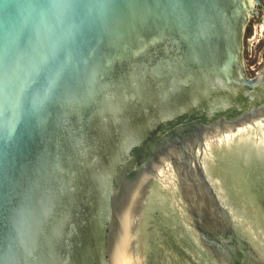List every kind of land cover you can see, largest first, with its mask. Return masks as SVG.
Wrapping results in <instances>:
<instances>
[{
  "label": "water",
  "instance_id": "95a60500",
  "mask_svg": "<svg viewBox=\"0 0 264 264\" xmlns=\"http://www.w3.org/2000/svg\"><path fill=\"white\" fill-rule=\"evenodd\" d=\"M260 5L0 0V264H264Z\"/></svg>",
  "mask_w": 264,
  "mask_h": 264
},
{
  "label": "rangeland",
  "instance_id": "374dc122",
  "mask_svg": "<svg viewBox=\"0 0 264 264\" xmlns=\"http://www.w3.org/2000/svg\"><path fill=\"white\" fill-rule=\"evenodd\" d=\"M259 7V15L253 17L247 27L244 40V58L246 69L258 70L264 65V0Z\"/></svg>",
  "mask_w": 264,
  "mask_h": 264
},
{
  "label": "flooded vegetation",
  "instance_id": "af4514ba",
  "mask_svg": "<svg viewBox=\"0 0 264 264\" xmlns=\"http://www.w3.org/2000/svg\"><path fill=\"white\" fill-rule=\"evenodd\" d=\"M262 1V0H261ZM262 4H263V2H262ZM262 5H260V6H258V8L259 7H261ZM264 67V65L260 68V69H258V71H260L262 68ZM248 72V71H247ZM248 74H249V76H251V77H253V76H255L257 73L254 71V70H252V74L253 75H251V73H249L248 72ZM254 178V177H253ZM248 180H252V178H248ZM258 181H256V183H255V186H256V188H255V190H253V189H251V191L249 192L250 194L249 195H247L246 193H245V197H247L248 198V201L246 202V203H248V202H250V203H255V207H261V209L263 210V212H264V196H262L261 194L259 195V196H255V194H253V192H257V190L259 189L258 187H260L258 184ZM260 185H261V183H260ZM259 190H261V189H259ZM263 190H264V185H263ZM261 192H262V190H261ZM252 196H254V197H252ZM233 202H236V203H238V201H236V200H233ZM249 204V203H248ZM252 205H254V204H252Z\"/></svg>",
  "mask_w": 264,
  "mask_h": 264
},
{
  "label": "built area",
  "instance_id": "2783aa9c",
  "mask_svg": "<svg viewBox=\"0 0 264 264\" xmlns=\"http://www.w3.org/2000/svg\"><path fill=\"white\" fill-rule=\"evenodd\" d=\"M252 70H253V69H252ZM247 71H248V70H247ZM254 71H255L256 73H258V72H259L258 70H255V69H254Z\"/></svg>",
  "mask_w": 264,
  "mask_h": 264
}]
</instances>
